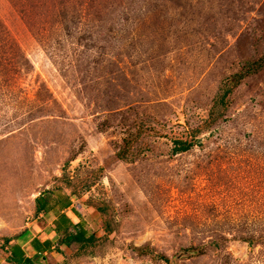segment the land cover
Here are the masks:
<instances>
[{
  "label": "rangeland",
  "instance_id": "374dc122",
  "mask_svg": "<svg viewBox=\"0 0 264 264\" xmlns=\"http://www.w3.org/2000/svg\"><path fill=\"white\" fill-rule=\"evenodd\" d=\"M61 213L38 264H264V0H0V251Z\"/></svg>",
  "mask_w": 264,
  "mask_h": 264
},
{
  "label": "trees",
  "instance_id": "16d2710c",
  "mask_svg": "<svg viewBox=\"0 0 264 264\" xmlns=\"http://www.w3.org/2000/svg\"><path fill=\"white\" fill-rule=\"evenodd\" d=\"M228 92L225 91L223 96L221 97V100L224 101L227 96ZM193 147L191 142L188 141H181L177 140L174 142V154H181L186 153L191 150ZM64 208H70L71 207V201L67 199L63 205ZM48 208V201L45 198V195H42L39 199H37V212H46ZM54 230L59 237V240L57 242V248L56 252L62 253L61 247H71L73 244H77L80 246V248H85L88 246H92L96 242V237L94 235H88V232L84 230L79 224H74L72 220L65 214L61 213L55 223H54ZM12 240H6V244L10 246ZM250 244L254 243V240H248ZM1 250L0 253L5 257L6 261L9 263L14 264H36L33 262L32 259L26 258L23 252L19 247L16 246H10V252L9 251ZM39 261H37L38 263Z\"/></svg>",
  "mask_w": 264,
  "mask_h": 264
},
{
  "label": "crops",
  "instance_id": "0c3cea01",
  "mask_svg": "<svg viewBox=\"0 0 264 264\" xmlns=\"http://www.w3.org/2000/svg\"><path fill=\"white\" fill-rule=\"evenodd\" d=\"M41 229L38 232L28 231L20 235L17 240L21 239L22 241H17L15 244L11 242L10 246H16L21 249L26 258L32 259L34 263H37L39 256L51 255L54 257L55 254H60L56 252L57 248V236L55 230H51L49 234H40ZM46 232V231H45ZM10 246L6 247V250L10 252ZM62 250V249H61ZM44 259V258H43ZM0 264H14L6 261L5 257L0 253Z\"/></svg>",
  "mask_w": 264,
  "mask_h": 264
}]
</instances>
